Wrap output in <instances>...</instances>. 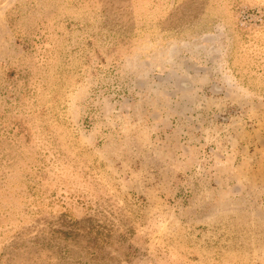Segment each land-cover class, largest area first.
I'll return each mask as SVG.
<instances>
[{"label":"rangeland","instance_id":"rangeland-1","mask_svg":"<svg viewBox=\"0 0 264 264\" xmlns=\"http://www.w3.org/2000/svg\"><path fill=\"white\" fill-rule=\"evenodd\" d=\"M0 264H264V0H0Z\"/></svg>","mask_w":264,"mask_h":264}]
</instances>
